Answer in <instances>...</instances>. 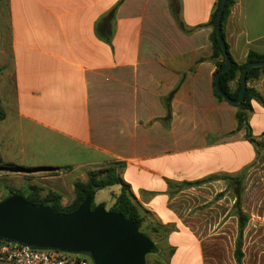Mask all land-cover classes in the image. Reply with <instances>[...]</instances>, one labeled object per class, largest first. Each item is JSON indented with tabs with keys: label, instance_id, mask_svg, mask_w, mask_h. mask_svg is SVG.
Returning <instances> with one entry per match:
<instances>
[{
	"label": "crops",
	"instance_id": "crops-1",
	"mask_svg": "<svg viewBox=\"0 0 264 264\" xmlns=\"http://www.w3.org/2000/svg\"><path fill=\"white\" fill-rule=\"evenodd\" d=\"M180 2L189 32L170 0H0V156L4 166L57 168L40 179L65 204L75 198L65 195L69 183L123 164L151 239L161 252L174 248L167 264H212L208 242L226 231L202 235L174 204L187 189L226 180L179 185L250 171L264 162V147L257 153L238 129L237 107L215 94L208 23L218 0ZM114 8L107 40L97 24L110 23ZM222 31L238 63L250 51L264 54V0H235ZM251 84L264 96V76ZM252 107L253 137L264 142V106ZM226 213L206 225L222 229Z\"/></svg>",
	"mask_w": 264,
	"mask_h": 264
},
{
	"label": "water",
	"instance_id": "water-1",
	"mask_svg": "<svg viewBox=\"0 0 264 264\" xmlns=\"http://www.w3.org/2000/svg\"><path fill=\"white\" fill-rule=\"evenodd\" d=\"M227 0H222L215 30L225 55L223 67L216 73L215 88L228 102L242 101L247 87L250 67H264L263 61L248 63L242 72L241 90L237 99L228 96L219 86L220 74L227 70L231 56L222 35L221 19ZM14 172L57 171L55 167L9 168ZM0 240H12L38 248H56L89 255L94 264H147V255L154 249V241L144 234L137 223L124 214L103 206L91 209L86 198L70 214H60L49 205L29 203L23 195L15 194L0 202Z\"/></svg>",
	"mask_w": 264,
	"mask_h": 264
},
{
	"label": "trees",
	"instance_id": "trees-1",
	"mask_svg": "<svg viewBox=\"0 0 264 264\" xmlns=\"http://www.w3.org/2000/svg\"><path fill=\"white\" fill-rule=\"evenodd\" d=\"M222 0H218L217 7L213 12L211 19L208 23L212 27V33L210 35V39L212 42L213 53L211 55V59L217 66L216 73L223 67L225 63V55L223 53L221 44L218 40L217 33L215 30L218 11L221 5ZM235 3V0H227L222 19H221V28H223V24L227 17L230 15L231 9ZM170 6L174 16L176 17L180 27L186 32L191 31L188 29L181 18V2L180 0H170ZM116 8L112 9L108 16L110 18V23H107L104 19L98 21L97 28L99 34L102 37H105L107 40L110 38L111 33V22L113 20L114 13ZM222 35L223 31H222ZM228 49V46H227ZM264 54L257 53L254 51H250L246 57L244 63H238L231 57V63L227 70L223 71L219 76V86L220 88L231 98L237 99L240 95L241 90V77L244 67L250 62L263 61ZM264 76V67H250L247 72V87L245 89L244 97L242 101L238 104H234L237 107L236 119L238 122V129L246 130V138L250 140L256 146L257 153L260 151L262 147H264V142L258 141L255 137H253L251 126H250V116L253 111L252 101L255 100L264 106V96L261 92L251 83L257 81L261 77ZM237 79L238 86L235 91H232L230 88V82ZM215 94L219 101H227L223 96H221L216 88ZM172 95L169 96V98ZM169 101V99H168ZM168 109L170 110L169 103H167ZM0 114V118H1ZM0 165H4L2 158L0 156ZM9 168H16L13 165H6ZM123 164L115 163L111 166L102 167L94 170H90L87 175L86 180L77 179L73 183V189L75 198L70 204H63V195L54 191L48 190L46 195L42 196L41 193L44 190L43 187L39 185H31L27 187V191L23 189L20 190H10L9 194L2 197L0 202L6 199L9 196L20 194L23 195L29 203L32 204H44L51 206L54 211L60 214H70L74 212L79 205L86 199H91V209L94 210L98 206L105 207L104 203L97 204L95 202L96 193L106 187L113 185H120L121 190L119 194L115 197V203L109 209L111 211L120 212L125 215V217L135 221L139 226L140 230L152 238L148 232L145 230V216L142 212V207L136 196L134 195L130 183H128L123 175H122ZM248 167H244L237 173H226L221 175H212L206 177L205 179L196 180V181H183L180 183V187H191L194 185H198L206 180H212L221 178L227 181L228 190L232 191L234 197L236 198L233 207L232 214L238 219V235L236 239V247H235V259L238 264H242L244 252H243V241H244V231L247 227V224L250 220V215L244 211L242 208V199L245 191L244 179L246 176V172ZM220 176V177H219ZM155 229L163 231H170L169 226L157 225ZM153 239V238H152ZM155 246L150 254L147 255V264H151L148 260V256L151 254L157 255L153 264H167L170 255L174 252V248H169V252L165 254L161 252V249L158 243L154 240Z\"/></svg>",
	"mask_w": 264,
	"mask_h": 264
},
{
	"label": "rangeland",
	"instance_id": "rangeland-1",
	"mask_svg": "<svg viewBox=\"0 0 264 264\" xmlns=\"http://www.w3.org/2000/svg\"><path fill=\"white\" fill-rule=\"evenodd\" d=\"M260 156L264 159V151ZM58 172H14L10 170H0V200L4 193L10 190L16 191L23 189L27 191V187L31 185H39L44 188L41 195H46L48 190H52L50 186L54 185L49 180L40 179V176L56 175ZM227 181L221 180L213 184H204L201 187L187 189L181 193L175 202L176 210H181L185 222L194 230L205 233L210 231L225 230L226 235L210 240L208 245V258L212 264H238L233 256L234 235L237 233L236 218L232 214V205L234 203L231 191L225 188ZM245 191L242 199V208L250 215V221L244 232L243 251L244 259L242 264H264V162L255 166L247 174L244 179ZM53 187V186H52ZM73 184H68L66 197H72ZM119 185H113L99 190L96 194L95 202L97 204L104 203L105 208L109 210L115 203L114 192H119ZM206 201H210L207 203ZM63 204L64 200H63ZM67 205V204H65ZM208 205H211L210 208ZM226 213V224L220 228L217 224L206 225L208 218L217 220L219 215ZM228 210V211H227ZM213 220V221H214ZM152 237L150 231L145 229ZM159 242V241H158ZM164 241H162L163 243ZM206 243H204L205 245ZM169 248L163 251L165 254L169 252ZM157 255L151 254L148 260L153 264Z\"/></svg>",
	"mask_w": 264,
	"mask_h": 264
},
{
	"label": "built area",
	"instance_id": "built-area-1",
	"mask_svg": "<svg viewBox=\"0 0 264 264\" xmlns=\"http://www.w3.org/2000/svg\"><path fill=\"white\" fill-rule=\"evenodd\" d=\"M0 264H94V261L86 254L0 240Z\"/></svg>",
	"mask_w": 264,
	"mask_h": 264
}]
</instances>
